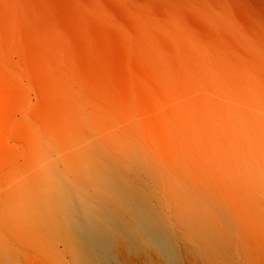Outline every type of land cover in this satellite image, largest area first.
<instances>
[{
    "label": "rangeland",
    "instance_id": "374dc122",
    "mask_svg": "<svg viewBox=\"0 0 264 264\" xmlns=\"http://www.w3.org/2000/svg\"><path fill=\"white\" fill-rule=\"evenodd\" d=\"M239 22L236 7L210 18L161 0L0 1V192L46 138L71 194L141 159L158 195L220 215L237 264H264V44ZM58 194L0 193V243Z\"/></svg>",
    "mask_w": 264,
    "mask_h": 264
},
{
    "label": "bare ground",
    "instance_id": "6f19581e",
    "mask_svg": "<svg viewBox=\"0 0 264 264\" xmlns=\"http://www.w3.org/2000/svg\"><path fill=\"white\" fill-rule=\"evenodd\" d=\"M116 1L131 9L155 0ZM161 1L167 8L193 7L210 18L228 7L242 9L248 23L239 22L238 34L264 44V0ZM152 7L160 18L166 14L155 4ZM181 19L189 22L187 14ZM43 145L51 151L40 152L35 159L41 157L39 162L10 173L0 193H59L56 204L46 201V214L33 212L18 219L21 222L9 221L11 239L0 243V264H237L240 248L219 222L220 215L210 209L199 214L195 205L177 203L172 194L158 195L154 170L149 173L141 159L100 171L104 190L97 184L93 192L71 194L61 177L58 143L51 146L46 138ZM48 173L50 181L44 177Z\"/></svg>",
    "mask_w": 264,
    "mask_h": 264
}]
</instances>
